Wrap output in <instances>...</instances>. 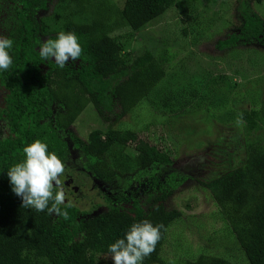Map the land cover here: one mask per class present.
<instances>
[{
  "label": "trees",
  "instance_id": "trees-1",
  "mask_svg": "<svg viewBox=\"0 0 264 264\" xmlns=\"http://www.w3.org/2000/svg\"><path fill=\"white\" fill-rule=\"evenodd\" d=\"M224 2L231 10L237 2L235 9L242 20L238 31L218 40L217 47L229 51L239 42L264 45V16L256 9L263 0ZM184 4L181 0H122L121 5L113 0H0L1 34L13 41L8 49L12 66L0 70V264H96L98 256L109 255L110 244L145 219L163 227L155 250L143 264H235L205 249L193 258L179 256L173 262L163 258L166 230L183 214L164 203L186 179V174L174 171L160 182L161 170L172 163L167 151L137 139L131 129L108 125L92 129L84 140L69 129L87 107L106 122L115 107L119 119L154 102L153 93L159 94L158 84L168 74L169 59L146 48L139 54L126 50L113 33L122 28L141 30L171 7L182 9ZM50 5L52 25L40 16ZM230 13L227 9L223 16L228 19ZM193 25L190 18L180 34L194 43ZM60 32L75 33L83 49L80 58L69 60L63 69L54 58L42 61L39 56L40 46ZM203 68L194 69L198 78L167 89L162 106L177 116L216 108L223 77ZM233 110L232 106L229 113ZM239 115L243 162L202 181L201 187L209 191L245 264H264V103ZM35 140L46 143L48 151L64 162L73 189L80 190L89 177L104 182L105 193L98 195L101 201L90 202L91 207L84 210L77 199H67L71 206L61 205L67 219L47 210L23 208L21 198L11 190L7 171L24 160L23 148ZM132 142L134 147L129 146ZM71 150L83 158L76 173L69 169H75L68 164ZM126 174H133V179L152 177L150 187L156 191L148 195L149 204L126 197L117 187ZM129 201L132 207L125 209ZM96 209L99 212L92 215Z\"/></svg>",
  "mask_w": 264,
  "mask_h": 264
},
{
  "label": "rangeland",
  "instance_id": "rangeland-1",
  "mask_svg": "<svg viewBox=\"0 0 264 264\" xmlns=\"http://www.w3.org/2000/svg\"><path fill=\"white\" fill-rule=\"evenodd\" d=\"M181 1L185 3L182 9L171 7L141 30L132 32L128 28H122L113 33L126 50L139 54L146 48L156 56L164 55L169 59L166 63L168 74L158 84L159 94L153 93L156 98L154 102L150 100L147 106L142 104L134 112L119 119L114 115L117 110L115 107V111L108 114L109 119L106 122L99 118L91 107H87L78 122L72 124L69 129L83 140L92 129H105L108 125L120 130L131 129L136 132L137 139L147 141L170 154L172 163L165 171L161 170L160 182L164 183L170 172L186 174V179L176 186L175 191L164 203L165 206L183 212L182 218L166 230L162 247L164 259L172 261L177 260L179 256L185 259L193 258L205 249L209 253L220 254L235 264H245L243 252L233 244L219 209L209 191L201 187V182L208 181L244 160L245 152L241 148L243 125L239 112L263 106L264 45L257 42H239L232 51L217 47L218 40L238 31L242 18L235 9L237 2H233L231 10L230 4L227 6L224 2L227 0ZM113 2L121 5L122 0ZM227 9L231 11L228 19L223 16ZM256 9L258 14L264 16V0L262 4L256 5ZM220 13L222 14L219 17ZM40 16L48 19V24L52 25L51 5ZM190 18L194 24V37L197 38L194 43L190 37L182 38L180 34L184 24H189ZM237 55L239 56L236 57ZM206 67L212 75L223 77L220 95H217L218 99L215 100L219 101L215 103L216 108H210L207 112L183 113L177 116L162 106L167 89H175V85L189 78H198L194 69ZM172 76L174 78L171 79ZM232 106L237 111L229 113ZM3 131L6 133V130ZM135 143L132 142L129 146L134 147ZM80 157L77 150H71L68 164L75 168H69L72 173H76L77 167H80L83 160ZM131 175L133 176L123 175L119 185L117 186L116 182L113 187L122 189L121 192L126 197L149 204L148 195L155 190L150 187L152 177L145 175L133 179ZM64 177H67V174H64L61 180L68 200L77 199L75 202L84 210L91 207L90 202L101 201L98 195L105 193L102 188L104 182L100 183L89 177L87 184L75 191L71 187L67 188ZM113 193L115 192L111 193V197ZM131 203L132 201L125 202L124 208H131ZM102 207L99 210H102ZM99 210L92 215L97 214ZM108 256H98L96 264H113L110 257L106 259Z\"/></svg>",
  "mask_w": 264,
  "mask_h": 264
},
{
  "label": "clouds",
  "instance_id": "clouds-1",
  "mask_svg": "<svg viewBox=\"0 0 264 264\" xmlns=\"http://www.w3.org/2000/svg\"><path fill=\"white\" fill-rule=\"evenodd\" d=\"M13 41L0 34V70L6 71L12 66V57L8 49ZM82 47L73 32H60L55 39H49L39 48L42 61L54 58V62L63 69L68 61H77ZM24 160L16 163L7 171L13 193L21 198L22 207L36 211L47 210L49 214L68 218L67 211H61L67 196L61 177L65 174V164L55 153L48 151L46 143L35 140L23 148ZM162 225L153 226L145 219L131 225L122 239L108 246L113 264H143V260L154 250L161 238Z\"/></svg>",
  "mask_w": 264,
  "mask_h": 264
},
{
  "label": "flooded vegetation",
  "instance_id": "flooded-vegetation-1",
  "mask_svg": "<svg viewBox=\"0 0 264 264\" xmlns=\"http://www.w3.org/2000/svg\"><path fill=\"white\" fill-rule=\"evenodd\" d=\"M64 180H65L66 186H68L67 188H69V189H70V187L74 188V184H73L72 178L64 177ZM78 187H80V186L78 185ZM73 190L79 191V188L78 189H73Z\"/></svg>",
  "mask_w": 264,
  "mask_h": 264
}]
</instances>
